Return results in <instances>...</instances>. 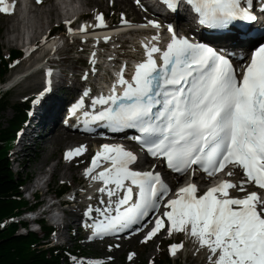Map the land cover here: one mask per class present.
I'll return each mask as SVG.
<instances>
[{
  "label": "snow or ice",
  "instance_id": "snow-or-ice-1",
  "mask_svg": "<svg viewBox=\"0 0 264 264\" xmlns=\"http://www.w3.org/2000/svg\"><path fill=\"white\" fill-rule=\"evenodd\" d=\"M187 2L198 14L199 24L212 29L256 19L242 0ZM4 3L0 0V5ZM166 3L171 7L175 0ZM0 13L10 14L9 7H0ZM103 19L97 17L99 26ZM149 23L159 28L155 21ZM168 31L172 36L166 49L145 46L144 58L130 81L121 71L116 84L124 89L122 94H116L113 86L112 95L93 99V108L110 105L94 119L107 120L114 129L138 130L141 136L135 139L141 147L146 146L150 156L163 158L167 168L180 176L190 169L205 178L226 168L229 177L241 170L243 178L238 183L223 181L202 196L197 195L194 182L180 187L176 198L167 200L169 211L162 216L173 231L190 232L200 247H206L211 264H264V191L258 194L245 187L264 190V42L250 34L229 37L238 48L249 51L248 62L241 64L238 73L226 55L178 38L171 27ZM152 40H158V35ZM103 152L102 157L93 158V166H98L99 158L111 167L93 180L103 182L99 192L108 199L100 202L103 209H89L104 217L94 231L102 236L136 224L142 230L145 224L141 222H150V214L159 211L170 189L159 173L130 170L137 156L123 146L104 145ZM72 156L69 152L66 159ZM229 190L246 195L236 197ZM163 223L157 218L142 242L155 237ZM179 247L171 245L170 250Z\"/></svg>",
  "mask_w": 264,
  "mask_h": 264
},
{
  "label": "rangeland",
  "instance_id": "rangeland-1",
  "mask_svg": "<svg viewBox=\"0 0 264 264\" xmlns=\"http://www.w3.org/2000/svg\"><path fill=\"white\" fill-rule=\"evenodd\" d=\"M130 1V3L127 2V5H125L123 4L122 0H102V7L104 8L105 12L107 13L106 16L108 17L105 22L107 24H113L114 22L119 24L120 22H122V20L126 18L129 20V22H140L135 20L137 18L146 20L147 11L143 9L142 6H139L136 0ZM83 2L84 0H70L68 2L67 8L71 10L75 8L76 10H80L83 12L85 10V8L82 6ZM118 3L121 5V9H116L112 7L113 4ZM26 7L28 9V14L24 18L20 17L16 19V23L20 25L19 33H9L7 31V18L9 16L0 13V49L3 50V53L5 55H8L10 51H21L19 42L21 41V39H23L24 36L28 35L30 37L35 31L40 30L45 33L51 28L58 26V24L60 23V20L55 22H49L47 18L48 8L36 7L34 4V0H27ZM59 11L63 17V12L60 9ZM87 11H89V8H87ZM97 17V15L93 16L88 23L93 24L98 22ZM78 26L79 24L72 29H68L67 26H62L64 36L68 39L66 49L68 54V60H63L62 62H60V65H64L68 73L72 76L77 75L78 79L79 75L83 73L87 74V78L93 83L95 82V76L91 74V72L93 71L92 66L85 67L87 65V63H85V61L87 62V58L86 55L82 53V51L87 50L88 44L85 43V40H79L71 34L72 31H74ZM163 26L165 30L166 24H163ZM179 31L184 33L187 30L183 27H180ZM15 39L19 40L15 41ZM10 40H12L13 42L9 44L8 42ZM47 49H49L48 46H41L37 52V55L47 53ZM77 51L80 52V54H77ZM44 63L45 62H43L42 64L29 62L27 63L24 61V57H22L21 55L19 61L14 65V67L11 69L6 78V83L10 84H2L0 86V92H4L9 95L10 102L13 105L22 102H28L29 107H31L32 104L30 102V98L33 97V95L37 93V91L40 89V86L33 88V84L37 81L41 82L42 77L44 78V75H42L41 70L39 69V67L44 66ZM28 76L30 77L28 78ZM82 80H85V78H82ZM72 81L70 80V83H73ZM7 88H10V90L6 92ZM13 114V110L10 109L5 114V119H10ZM27 125L28 119L24 125L22 133L26 129ZM21 135L19 136L18 140L11 146L8 152V160L11 164L12 171L16 176L21 175L22 177L27 176L28 178H31V180L24 186L22 190L25 199L29 196L26 193L27 190L30 189L32 183L37 179L41 181L42 178H50L51 182V173L54 169V166L58 164H60V166L58 167V172L53 177V181L51 183L52 193L55 192L60 185L66 184L71 188L72 186H74L75 182H80L82 184L75 186L78 190H82L84 189V187L85 189H87L84 192L83 198H80V201L84 199L86 200L83 206L80 207L78 205H71L67 208L68 213H66V217L70 216L71 218V226L69 227V229L63 228L62 236L60 237V239H56L57 236H53L52 238L50 237L47 241H43L45 245L48 244L46 247L59 245L63 246L66 249L69 248L70 251H76L77 253H79V255L81 253H85L83 254V257L71 258L73 264H151L155 258L161 256L162 252L167 251V246L170 243V246L174 244L182 245V247L178 248L177 254L173 250H169L168 257L171 260V264H211L208 259L210 255L208 249L206 247H200L199 241L196 238L191 237L190 232H182L177 235H174L173 232L167 228V224L165 226L166 229L164 231H161L157 236L153 237L151 240H147V242H142L145 241L147 233L151 230V228H153L154 222L157 219V215L155 216L154 220H150L148 226L146 227V234L134 237L125 236L121 239L106 241L105 243L101 241V238L96 239L95 242L90 241L89 237L91 235L88 232L89 230L86 229V227H83V225L79 224L82 222L83 219H78L77 217H75L73 211L75 210L76 212L82 214L90 213V208H100L99 206L97 207L96 205H93V200L97 204H101L100 202L104 200V196H100L102 195L100 194L94 197L95 193L97 192L96 187L93 185L92 176L86 178L84 177L83 180L80 179L81 173L90 171L89 166H83V168H81L79 172L75 173L74 178L70 176V173H72L71 171H68L67 169L63 168V161L67 162L66 159L63 160V152L66 150V148L78 145L79 143L77 142V144H73L70 146L49 145L47 147V152H44L40 149H35V145L30 143V141H27L24 145V148L22 149L20 148L19 144ZM79 137H81V141L85 139L97 138L95 136L82 135ZM40 145H42V143ZM126 145L129 146V148L131 149H137V147L135 146L132 148V144ZM17 150H21L20 154L22 156L23 154H28L27 157L23 158L21 155L19 157L18 155H15V152ZM85 152H88L87 148L85 149ZM49 155H51L50 159L44 165L43 170L39 172L37 170L38 165L44 158L48 157ZM91 159L92 155L89 157V164ZM152 163H154V161L153 159H150L149 164ZM168 176H170L171 180L177 177L172 173H170ZM47 189L48 188L45 187L42 191V194L46 192ZM44 199L45 197L41 198V200ZM66 199H73L72 194H69ZM38 234L42 237L40 233ZM213 259H216V257H213Z\"/></svg>",
  "mask_w": 264,
  "mask_h": 264
},
{
  "label": "bare ground",
  "instance_id": "bare-ground-1",
  "mask_svg": "<svg viewBox=\"0 0 264 264\" xmlns=\"http://www.w3.org/2000/svg\"><path fill=\"white\" fill-rule=\"evenodd\" d=\"M123 4L127 5V2L130 3V0H122ZM34 4L36 7H44L48 8L47 10V18L49 22H55L59 21L62 18V15L60 14L58 5L56 4L55 0H34ZM185 2H182V8L186 7ZM82 6L85 8L83 11L85 15H102L106 16L107 13L105 12L104 8L102 7V0H84L82 3ZM121 5L113 4L112 7L116 9H121ZM87 8H89V11H87ZM151 7L149 6L148 9ZM252 12H254V9H251ZM170 18L172 24L176 23L178 26V22L181 23L179 20H177L178 14L170 13ZM84 16V15H83ZM16 19H18L17 12L9 15L7 18L8 26L7 31L9 33H19L20 25L16 23ZM137 21H140L139 27L147 29V31H140L135 29H141V28H131L134 27L133 24L129 22V20L126 18L119 24L117 23H109L107 24L103 20V26H99V21L93 24L90 23H83L79 24V26L72 31V35L79 40H83L84 38H90L95 34H105L111 31H116L123 29L125 31H128L126 34L122 35L119 40L117 41H111V40H100L97 44H94L95 42H92L90 40H85V43L88 44V48L85 51H82L83 54L86 55V58H89L91 55H93L98 62H100V65H89L88 62L87 66H92L93 71L91 74L95 76V82L98 85L105 86V84L109 83V80L111 78V75L107 73V70L104 69V64H109L113 66L114 69H121L124 73H130L131 70L129 69V63H132L133 60H136L138 58L144 57L145 52V46H157L160 47L162 44L165 43V40L163 39V36L161 35L162 29L159 28H153L152 25L149 23V19L144 20L141 18L135 19ZM22 23V22H21ZM20 23V24H21ZM189 25L191 23L188 21ZM259 28L258 23H254ZM75 24H72V27L74 28ZM168 28V25L166 26ZM83 29V30H82ZM47 33H44L43 31H35L31 36V42L33 46L35 47V50L28 56L24 57L25 62L29 63H36V64H42L44 63V66H48L52 64V61L49 59L50 53H44L41 55H37V52L41 46L46 47L51 45H54L56 41L53 42H47L45 40V35ZM154 35H158V40L153 41L152 37ZM20 39V38H19ZM18 39V40H19ZM15 39V41H18ZM11 41V42H10ZM8 43H12L13 41L10 40ZM84 41V40H83ZM228 52L233 54L236 59L240 62V60H243L242 58H245V55L247 54V50L244 48H238L234 41H232V45L229 47ZM77 54H80V52H76ZM82 65V64H80ZM44 67V68H45ZM55 68L59 69V73L56 76L48 77L47 75V69L45 68L44 71H41L42 75H44V78L42 77V81H37L33 84V88H36L40 86V89L33 95V97L30 98V102L32 104L31 107H29L30 114L28 116V125L24 132L21 135V138L19 140L20 148H24V145L27 141L33 140V144L35 145V149H40L41 151L47 152V147L50 146H60V145H73L79 143L77 146V149L83 148V155L77 156L70 164L63 161V168L67 169L68 171H71L70 176L72 178L75 177V173L79 172L83 166H89L90 171H86L81 173L80 179L83 180L84 177H97L100 172H104L105 164H103V159H97V165L93 166L92 161L93 158L102 157L104 155L103 152V146L109 145V146H117L115 144H112L113 140L109 139L107 137L98 136L95 139H85L81 141V137L77 135V132L74 130L75 124L81 120L82 115L76 114L74 116H68V103L71 99H73L75 96L79 95L81 93L82 88V78H84L85 74L79 75L81 78H74L72 81L73 83H70V80L68 79V76L66 75V68L64 65H61L60 68H63L64 71L58 66H55ZM107 68V66H106ZM74 69V68H73ZM80 72V71H78ZM96 72V73H95ZM40 73V72H39ZM77 76V75H75ZM30 76H28L29 78ZM89 77V76H88ZM85 85L90 88H95L93 86V83L87 78L84 80ZM72 97V98H71ZM86 105V103H85ZM87 110L86 106L84 107L83 113H85ZM81 142V143H80ZM42 143V145H40ZM83 145V146H82ZM133 148L134 145H131ZM88 149V152H85V149ZM129 149V146L126 147ZM93 149V152H92ZM21 150H17L15 152V155H18V157L21 155ZM28 154H23V158L27 157ZM92 155V159L89 164V157ZM51 155L44 158L41 163L38 165L37 170L41 172L44 168V165L48 162ZM147 157H151L150 155H147ZM18 159V158H16ZM65 158H63L64 160ZM146 159H143L145 161ZM153 164V163H152ZM60 164L54 166V169L51 173L52 179L51 182L48 184V189L51 191V183L53 181V177L58 172V167ZM139 166V165H138ZM140 167V166H139ZM150 170V169H148ZM100 171V172H99ZM237 172V170H236ZM238 174L242 177V173ZM68 175V174H67ZM166 178L171 182L174 188H177L180 182V179L176 180H170V176H166ZM233 179V176L229 177ZM192 179L194 181H198V179L193 175ZM237 179V177H236ZM50 181V178L47 180ZM209 179L206 178L203 181V184L208 182ZM127 183V182H126ZM93 185L96 187V191L99 190L101 187H104L103 182H100L98 180H93ZM251 186V185H249ZM111 187V185H109ZM87 189H82L78 191L77 196L73 201H70L71 205H78L83 206L86 200L80 201V198H83L84 192ZM104 196V200H107L108 197L106 194L100 195ZM93 203H96L93 200ZM105 205L100 206L101 209H103ZM73 214L78 219H83L88 222L87 226L91 230V234H95L94 231V225L100 221L95 220L97 212H90L89 214H82L78 213L75 210L73 211ZM162 220L163 218L160 217ZM92 220H95V224L91 223ZM71 218L70 216H67L65 218V226L64 228L69 229L71 226ZM163 225L166 226V224L163 223ZM154 227V226H153ZM96 239V238H95ZM95 242V241H94Z\"/></svg>",
  "mask_w": 264,
  "mask_h": 264
},
{
  "label": "trees",
  "instance_id": "trees-1",
  "mask_svg": "<svg viewBox=\"0 0 264 264\" xmlns=\"http://www.w3.org/2000/svg\"><path fill=\"white\" fill-rule=\"evenodd\" d=\"M21 55L19 50L5 55L0 49V83L6 82L9 72ZM10 109L14 112L13 116L5 119V114ZM28 110V102L13 105L9 95L0 93V264H73L71 258L83 257L85 253L79 255L63 246L46 247L48 244L45 245L43 241L49 239L52 227L43 226V239L34 232L18 234L19 224L13 221L29 208L22 190L31 178L14 174L8 152L24 128ZM68 189L69 186L65 184L60 185L56 191L63 194ZM151 264H171L167 251L162 252Z\"/></svg>",
  "mask_w": 264,
  "mask_h": 264
}]
</instances>
